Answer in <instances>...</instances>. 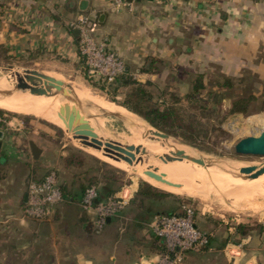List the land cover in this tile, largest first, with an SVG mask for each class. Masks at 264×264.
I'll use <instances>...</instances> for the list:
<instances>
[{"label":"crops","instance_id":"0c3cea01","mask_svg":"<svg viewBox=\"0 0 264 264\" xmlns=\"http://www.w3.org/2000/svg\"><path fill=\"white\" fill-rule=\"evenodd\" d=\"M113 1L0 0V61L23 67L49 63L82 72L79 32L73 26L81 14L89 17L95 39L122 58L125 71L140 82H152V92L188 91L187 80L174 79L178 69L191 75L217 68L225 76H237L264 46V0H125L122 6ZM148 58L157 60V74L140 71ZM120 95L122 91L116 97ZM27 125L13 117L0 128V264H34L35 259L39 264L42 246L51 264H153L163 243L150 223L172 211L145 207V201L153 205L157 199L139 204L133 199L136 183L112 194L128 199L106 223L117 226L114 236L111 229L103 235L95 231L91 213L80 207L81 192L75 193L78 201L66 197L54 206L47 219L22 216L28 181L41 179L56 162L51 142ZM99 190L101 198L107 197L104 183ZM213 238L217 245V234ZM240 240V250L234 249L235 257L227 255V262L264 264V230H251ZM192 255L183 264H190Z\"/></svg>","mask_w":264,"mask_h":264},{"label":"rangeland","instance_id":"374dc122","mask_svg":"<svg viewBox=\"0 0 264 264\" xmlns=\"http://www.w3.org/2000/svg\"><path fill=\"white\" fill-rule=\"evenodd\" d=\"M26 64L28 65V67H23L18 63H15V61H0V77L6 75L8 76L6 80L10 83H13V77L10 76L13 70H19L22 72L25 70H35L39 73L51 74L62 78L65 82V85L63 86L66 87L68 91H70L69 88H75L77 90L80 89L83 94L95 96V99L98 101H107L113 108L121 107L117 102H112L97 88L90 86L87 81H85L82 70V72H75L66 70L67 68L65 67L55 66L49 63H40L37 65L28 63ZM179 70L182 69H178L174 74V79H176L177 81L187 80L188 82V79H190L192 75H203V81L206 85V90L202 91V96H204V99H207L206 94L207 92H209V105L211 107H214L215 105V109L212 115V120H210V132L207 136L195 139L193 144L185 142L182 138L172 135H169L170 139L173 140L176 144L185 146L190 149V151L210 159H231L245 163L251 162L255 164L264 163V156L238 155L234 151V145L239 139L246 136H257L263 130L262 125L264 124V96L262 95V90L264 88V46L261 47L260 52H258L248 69L243 70L237 76L230 77L233 79V83L228 87H216V82L220 81L221 78L225 76L224 74L219 72L217 68H212L204 72H195L191 75H188L184 71ZM184 89L185 88L182 89L181 87H178L175 89V91L183 94L187 92H182V90ZM25 92L26 91L19 92L15 96L22 97ZM153 92L155 95H157L159 94L160 90L154 89ZM212 92H214V95L211 94ZM215 94H218V102L214 101L216 98ZM58 97H60L61 100H64V102H67L66 97ZM240 98L248 99V113L244 115L237 113L225 115V113L228 112L231 103ZM115 99L116 101H122L123 96H115ZM37 101L38 103H41V99ZM68 104L70 103L68 102ZM181 104L186 114H195L196 116L200 115V112L198 110L193 109L191 106L186 104L185 101H182ZM70 106V109L66 107L65 109L62 108V110H64L67 115L72 114V117L82 118V115L75 111L73 105L70 104ZM86 108H88V106ZM88 109L92 110L91 108ZM3 111H5L6 113L5 115L7 120L13 117L17 119L22 118L24 122H27L28 127L37 129L38 132L42 134V136H44L51 142V144L53 145V149L56 150V162L53 166L49 167L48 170L52 168L56 170L58 181L62 185L64 191L68 194L67 197L69 198H75V193H80L83 187L94 182L104 183L105 191L107 189L120 191L124 186H127L130 183H136L139 186L141 181H145L152 187L160 189L156 187L154 183L147 180L146 174L141 173V171L138 169H134V171L130 172L118 169L106 163L97 150L89 148L87 146L85 147L84 145L75 142L73 139H71L68 133H65L61 128L45 119L36 117L31 114H12L14 112H10L7 110ZM56 113L59 112L56 111ZM63 116L64 115H61V113H59L58 115V117H60L59 119H61ZM104 120L105 122L99 126L88 125L89 131H99L98 129H101L103 131H108L112 137L117 139H121L123 136L130 134L123 121H121L119 118L113 116H105ZM78 125L79 130H84V125L82 122L78 123ZM67 156L70 157L69 162L62 158H66ZM152 176L156 180L154 181L156 184L163 183L173 185V183L170 182L171 180L163 178L158 174H152ZM195 178L200 185L197 183V186L195 187L191 182H188L187 189L196 191V193H187L190 191L183 192L181 194L173 193L174 196H163L158 198L157 200H159V202L154 203L153 205L145 201V207H154L163 212H167L178 211L182 203L191 204L195 209V221L197 226L207 233H212L213 236L217 234L219 242L217 243V245L213 244V246L200 252H190L193 253V255L189 263L233 264V261H230L229 263L226 260V256L229 254H226L225 247L229 241L233 244L241 245V240L239 235H234L230 236L226 241L225 239H227V233L229 232L228 228H231V234H234V226L237 224H251L254 228H256L255 231H260V229H258L260 224L264 228V200L254 199L250 201V203H255L259 208H245L247 202L241 201L237 206L238 208L232 210L230 209L229 205H235L234 203L236 202L231 200L230 198H227L220 192L230 191V189L232 188L235 189L237 187H240H235V185L237 184L241 185L242 187L247 186V188H250L251 190L258 191V189H260V192L261 190H264V186L256 188V186H252V182L249 181L250 183H248L244 179L242 180L245 182H241L240 179H237L235 180V183L234 181L228 182V185L227 183H213L211 186H208L203 182L202 178ZM250 184L251 186H249ZM230 185L231 188L229 187ZM160 190L165 191L163 189ZM133 199L139 200V204H142V202L144 201V198L137 195H134ZM108 229H111L110 235L113 236L119 231L116 225L107 224L103 229L100 230V234H105ZM100 234L95 235L98 236ZM224 241L225 243H223ZM43 247L44 246H42L40 249L41 254L39 255V257H41V262L39 264H51V262H49V257L45 252L46 248ZM29 256L30 254H27L24 258V261H26ZM30 259L32 260V258ZM232 260L234 259L232 258ZM34 261L33 263L36 264V261ZM235 261H237L235 264H243L241 263L242 261L238 259Z\"/></svg>","mask_w":264,"mask_h":264},{"label":"bare ground","instance_id":"6f19581e","mask_svg":"<svg viewBox=\"0 0 264 264\" xmlns=\"http://www.w3.org/2000/svg\"><path fill=\"white\" fill-rule=\"evenodd\" d=\"M24 75L25 74L22 71L13 70L10 75L11 77H13V83H10L6 80L8 76H1L0 91L12 89L14 87V84L17 83L18 78L23 77ZM44 75L61 81L63 85H65V82L62 78L51 74ZM39 81L42 83H48V80L44 78ZM28 83L32 86L35 85L33 81H30ZM63 85L62 89H65L68 92V89ZM69 90L73 92L78 99L86 103V107L88 106V108H91L93 110L92 111L88 108H85V121L87 125L99 126L105 122V116L115 115L117 118L123 121V123L129 130L130 134L123 136L121 139L114 138L109 134L108 131H103L101 129H98L99 131H90L103 144H106L114 151L125 150L126 148L124 147V145L139 147V152H136L135 150L132 151L134 153V158L131 162H126L118 158L108 157L103 154L102 150H97L106 163L118 169L130 172L134 171V169H138L141 171V173H145L147 180L154 183L156 187L175 194H181L187 191H190L187 192L189 194L196 193V191L187 189L188 182H191L195 187L197 186L198 181L195 177L202 178L203 182L208 186H211L213 183H227L228 185V182L234 181L235 183V180L237 179H240L241 182H245L242 179L246 180V182L248 183L252 182V186H256V188L264 186V172L259 174H255L254 171L243 172L241 168L246 166L244 162L231 159L216 160L201 155L199 156L198 154L190 151V149H188L187 147L176 144L170 138H159L145 121H143L140 117H138L131 111H128L123 107L113 108L107 101H98L95 99V96L85 95L82 91H80V89L77 90L75 88H69ZM25 91L26 92L22 95V97L15 96L17 93L22 91H14L8 95H0V109L14 112L12 114H31L36 117L45 119L61 128L65 133H68L71 139H73L75 142L80 143L85 147L87 146L86 138L82 134L83 130L78 129V123H80L81 119H83V115L78 112V110L75 108V105L68 99H66L67 102H64V100H61V98L58 97H66L62 90L42 87L41 90L37 92H32L29 90ZM40 99L41 103H38L37 100ZM68 102L73 105L76 112L82 115V118L72 117V114L67 115L64 110H62V108L65 109L66 107H68L69 109L71 108ZM56 111L61 113V115L63 114L65 117L63 116L61 119H59V113H56ZM262 128L264 129V124L262 125ZM192 158H202L204 160V163L202 164L197 161H193ZM152 174H158L163 178L171 180L170 182H172L173 185L163 183L156 184L154 182L156 180L154 179ZM249 186H251V184ZM229 187L231 188V185ZM235 187L237 188H232L233 190L230 189V191L220 192L227 198H230L231 200L236 202L234 203L235 205H229L230 209L232 210L238 208L237 206L241 201H245L247 202V205H249H246L245 208L253 209L257 208L258 206L253 202L250 203L251 200H264V190H261V193L259 191L260 189H258V191L251 190L250 188H247V186L242 187L238 184L235 185ZM235 191H237L238 193Z\"/></svg>","mask_w":264,"mask_h":264},{"label":"built area","instance_id":"2783aa9c","mask_svg":"<svg viewBox=\"0 0 264 264\" xmlns=\"http://www.w3.org/2000/svg\"><path fill=\"white\" fill-rule=\"evenodd\" d=\"M116 6L125 5V0H114ZM73 26L79 32L78 54L82 59L88 77L102 79L111 84L125 71L122 58L114 50L105 47L90 32L89 17L81 14ZM7 119L0 114V128L5 127ZM63 194L55 170H49L40 180L30 179L26 187V201L21 209L22 216L31 220L47 219L54 206L63 201ZM122 194H114L104 199L98 198L95 185L87 187L80 199L83 211L91 213L94 229L100 231L108 219L116 216L127 204ZM154 235L161 239L164 251L159 253L153 264H183L190 252H200L209 243V235L195 223V209L189 203H182L175 213H161L150 223ZM241 245L228 242L225 252L232 257L234 249Z\"/></svg>","mask_w":264,"mask_h":264},{"label":"trees","instance_id":"16d2710c","mask_svg":"<svg viewBox=\"0 0 264 264\" xmlns=\"http://www.w3.org/2000/svg\"><path fill=\"white\" fill-rule=\"evenodd\" d=\"M157 62L154 58H148L146 64L141 68V72L149 74H157L159 72L158 67L155 65ZM83 63V61H82ZM83 77L85 81L92 86L97 88L100 92L105 94L112 102H117L121 107L128 111L138 115L143 120H145L149 125L155 129L164 132L168 135L182 138L185 142L190 144L194 143V140L199 137L207 136L210 132V120H212V115L215 109L209 105L210 98H208L209 92H207V99L202 96V91L206 90V85L203 81L202 74L192 75L188 79L189 89L186 93H178L175 90H160L159 94L155 95L148 86L152 84L150 80L145 82H140L132 77L128 71H124L119 75L115 81L111 84H107L102 79H96L93 77H88L86 74L84 64H83ZM182 71V70H179ZM233 79L228 76H223L220 81L216 82L217 88H224L231 86ZM122 91L123 99L122 101H116L115 96ZM214 95V92L211 93ZM205 95V96H206ZM262 95L264 96V88L262 90ZM215 102L219 101L218 94H215ZM182 101L191 106L193 109L198 110L199 116L195 114H186L182 106ZM264 109V108H263ZM247 114L248 113V99L240 98L231 103V106L226 114ZM0 114H6L5 111L0 109ZM225 117V116H224ZM66 161H70V157H62ZM55 170V169H49ZM48 170V171H49ZM47 171V172H48ZM56 171V170H55ZM57 173V172H56ZM44 176V175H43ZM36 180V179H35ZM40 180V179H37ZM100 183V182H99ZM99 183H90L82 188L81 197L85 189L91 185H95L98 188V198H101V193L99 190ZM63 199L67 197V193L64 191L62 185L59 183ZM105 191V189H104ZM115 190L107 189L105 196H111ZM137 196L149 199H158L163 196H174L173 193L162 191L155 187H152L145 181H141L138 190L136 192ZM80 197V199H81ZM105 197V198H107ZM80 202V200H79ZM180 209V208H179ZM179 211V210H178ZM177 211H172L168 213H175ZM196 223V221H195ZM197 225V224H196ZM234 234L228 235L226 241L230 236L239 235L240 237L245 236L251 230H255L251 224H237L234 226ZM260 231L264 228L260 224ZM209 243L204 248L207 249L213 246L212 233H208ZM225 243V241L223 242ZM164 245L161 248V252L164 251ZM203 249V250H204ZM160 252V253H161Z\"/></svg>","mask_w":264,"mask_h":264},{"label":"water","instance_id":"95a60500","mask_svg":"<svg viewBox=\"0 0 264 264\" xmlns=\"http://www.w3.org/2000/svg\"><path fill=\"white\" fill-rule=\"evenodd\" d=\"M23 72L25 75L23 77L18 78L17 83L14 84V87L10 90L0 91V95H8L14 91H25V90L37 92L40 91L42 87H47L48 89L54 88L57 90H62L64 95H66L67 99L70 102H72L75 105V108L78 110V112H80L83 115V119L81 120V122L84 125L83 126L84 130L82 131V134L86 138L87 146L96 150H102L103 154L108 157L122 159L126 162H131L132 159L134 158V153L132 152L133 150L139 152V147H134L132 145H124V147L126 148L125 150L114 151L111 148H109L106 144H103L99 139H97L96 136L89 131L88 125L85 121L86 103L78 99L73 92L71 91L67 92L65 89H62L63 83L61 81H58L52 77L44 75L43 73H39L35 70H25ZM42 78L48 80V83L40 82L39 80H41ZM30 81H33L35 85L34 86L30 85L28 83ZM109 116L116 117L115 115H109ZM151 128L159 138H166V139L170 138L168 134L161 132L153 127ZM2 136H3V132L0 131V139L2 138ZM31 146L33 150H36V146L33 143H31ZM234 151L238 155L264 156V129L257 136H246L244 138L239 139L234 145ZM192 160L202 164L204 163V160L202 158H192ZM245 164L246 166L241 168L243 172L254 171L255 174L264 172V163L256 165L255 163L247 162Z\"/></svg>","mask_w":264,"mask_h":264}]
</instances>
